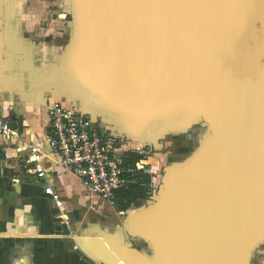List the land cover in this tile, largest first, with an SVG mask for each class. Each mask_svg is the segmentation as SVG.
Wrapping results in <instances>:
<instances>
[{
	"label": "water",
	"instance_id": "water-1",
	"mask_svg": "<svg viewBox=\"0 0 264 264\" xmlns=\"http://www.w3.org/2000/svg\"><path fill=\"white\" fill-rule=\"evenodd\" d=\"M127 1L135 4L129 18L120 11L129 6L121 0H109L110 11L104 0L76 1L78 20L95 21L86 32L80 24L86 45L76 52L119 59L109 72L108 106L120 118L126 109L137 115L121 135L145 143L146 124L165 131L175 124L153 121L182 123L200 106L213 131L161 187L164 205L141 211L129 231L143 229L161 247L159 264H249L255 242V248L264 242V0ZM103 29L116 31L104 35ZM87 39L95 46L87 48ZM103 103H93V116L105 110ZM120 243L109 242L104 262L117 264V253L129 264L154 263Z\"/></svg>",
	"mask_w": 264,
	"mask_h": 264
},
{
	"label": "crops",
	"instance_id": "crops-1",
	"mask_svg": "<svg viewBox=\"0 0 264 264\" xmlns=\"http://www.w3.org/2000/svg\"><path fill=\"white\" fill-rule=\"evenodd\" d=\"M76 1L0 0V101L18 131V139L0 138V264H103L101 257L110 255L109 242L123 238L116 221L124 212L59 166L47 141L52 106L95 109L90 100L81 101L84 93L76 88L80 75H87L93 86L94 74L86 66L76 67L80 61L74 56L86 45L80 40V24L86 32L95 21L78 20ZM91 41L86 40L87 48L95 46ZM80 53L77 58L84 55L90 61L92 56ZM124 139L123 151L139 143ZM23 143L40 149L45 178L28 173L36 165ZM48 186L60 195L62 209L46 194ZM132 246L140 251L137 243Z\"/></svg>",
	"mask_w": 264,
	"mask_h": 264
},
{
	"label": "rangeland",
	"instance_id": "rangeland-1",
	"mask_svg": "<svg viewBox=\"0 0 264 264\" xmlns=\"http://www.w3.org/2000/svg\"><path fill=\"white\" fill-rule=\"evenodd\" d=\"M79 1H83V0H79ZM85 1L88 4H90L89 3L90 0H85ZM111 1L112 0H110V2ZM121 1L126 2L129 5L128 7L125 8V10H123L122 8L120 10L124 18H129L127 16L131 15V12H133L131 10L133 9L135 4H132L131 1L128 2L127 0H121ZM110 2L109 0L104 1L103 6L107 11H110L109 10L111 6ZM102 7L100 8L101 11H102ZM119 8L120 7L113 6V9H119ZM91 9L87 11L89 14L90 13L93 14V11L91 12ZM66 10L67 9L65 8L64 13H66ZM114 31L116 30L112 29L111 31H108V33H105L103 29L102 34L108 35L110 33H113ZM79 52L78 53L76 52L74 56L78 57ZM77 57L76 59H79L80 63L78 64L75 63L76 67H79L81 69L83 66L87 65V67L91 69L89 75L93 73L94 74L93 79L95 81L92 83L93 86L95 84V86L92 88V86H90L86 81L88 79L87 75L86 76L80 75L78 78L80 82L79 84L76 85L77 89H80V91H78L77 93L82 95L84 92L81 89L85 88L86 93L92 99V101L90 102H93L94 104L97 102H104L103 104H101V106H103L105 110L102 111L100 109L95 117L92 114L93 109L81 110L78 107H73L71 105H67L64 103H57V104H62L69 108H75L78 112H81L82 114L84 113L85 116H88L92 119V121L96 124V126L100 130H104L106 133H111V134L125 133L126 127H129L134 123H136L137 115L132 117L131 111L126 109L125 110L126 116L123 115L122 118H120L118 116L119 113H117L110 106H108L109 104L108 97L110 93V90L108 89L112 87V82H113L112 80L113 76L110 75L114 73V71L112 72L113 68L116 69V67H118L116 66L118 65L119 62L118 57L114 53H104V54L102 53L101 56L97 55L96 53L89 62H87V58L86 56L84 57V55H80L79 58ZM262 62L264 63V56L262 58ZM83 96L85 95L83 94L81 96V101H86L85 97ZM86 102L88 103L89 100H87ZM90 102L88 104H93ZM51 109L52 108L49 109V126H50ZM109 113L110 114L114 113V114L113 116H110ZM190 117L191 116L186 118L182 123L181 122L176 123L175 127L172 128L167 127V130L165 131L157 129L158 127L161 126H155L154 124L151 123L146 124V126L141 130L142 133L141 137L145 139L146 143H141V142L132 143L130 147L134 148V150H131L126 153L127 156L129 153L144 155L146 157V160L142 162L143 163L142 166L145 167L144 171L146 173L154 175V180H152V187H151L149 199L147 201L141 202L140 204L134 205L128 212H124L118 215L119 218L118 221L116 222H119L121 224L122 232H120V235L123 236V238L127 241V243H131L132 245L137 243L140 247L138 248L141 251L139 252L144 257H146L147 260L151 262L153 261L155 264H159L162 261L165 252L155 242H152L150 239L146 238L149 236L143 237L141 235H138V232L129 231V226L133 225L134 223L133 218L135 219L136 216L139 217L141 211L144 210L147 212H151L164 205L166 199L161 196V190H162L161 187H163V185H166L168 183L170 175L174 173L180 167L181 164L184 163L186 165L190 163V161H192L196 157V154L199 153V151L203 148L204 145H206L207 141L213 135V131L211 129L210 123L207 122L205 119H203L201 114L196 113L191 118ZM155 124H158V122H156ZM134 133H137V131H134ZM146 133L150 135L149 138L147 137ZM155 137H158L159 140L161 141L163 140V142L159 144L158 148L156 146L153 147V145H156L157 142L159 141L156 139L154 140L153 138ZM150 144L151 146H149ZM145 145H148L149 147H145ZM150 158L152 159L151 161L149 160ZM147 161H150L149 166H147L146 164L144 165V163H146ZM124 239L122 240V242L125 241ZM258 242L259 241H256L255 244H257ZM255 244L252 250L253 251L252 255L250 256L249 264L263 263L264 245L262 244H264V242L260 244V248H258L259 246L255 248ZM104 263L109 264L110 263L109 259H107Z\"/></svg>",
	"mask_w": 264,
	"mask_h": 264
},
{
	"label": "built area",
	"instance_id": "built-area-1",
	"mask_svg": "<svg viewBox=\"0 0 264 264\" xmlns=\"http://www.w3.org/2000/svg\"><path fill=\"white\" fill-rule=\"evenodd\" d=\"M51 108L47 141L58 165L78 176L86 189L115 207V193L133 183L136 173L145 168L140 166L143 161L136 164L137 169L127 166V151H123L126 141L120 134L100 130L90 117L75 108L62 104H55ZM0 138L18 139L17 129L4 116L1 101ZM23 146L36 165L29 168L28 173L36 174L39 179L45 178L40 149L28 143H23ZM45 192L59 209L63 208L60 195L52 187H46Z\"/></svg>",
	"mask_w": 264,
	"mask_h": 264
},
{
	"label": "trees",
	"instance_id": "trees-1",
	"mask_svg": "<svg viewBox=\"0 0 264 264\" xmlns=\"http://www.w3.org/2000/svg\"><path fill=\"white\" fill-rule=\"evenodd\" d=\"M131 135L133 136L134 139L140 138L138 133H131ZM153 139L159 140L158 137H155ZM162 142L163 140L162 141L159 140L156 145H153V147L156 146L158 148L159 144ZM149 146L145 145V147H149ZM145 160L146 157L144 155L129 153L128 158L126 159V165L131 166L134 169H137L136 164ZM152 180H154V175L146 173L144 170L137 172L136 175L133 177L132 184H130L127 188L119 190L115 193V198H116L115 207H114L115 211H117L118 213L127 212L134 205L147 201L150 197ZM115 243H117L118 245L121 244L120 242L117 241ZM258 248H260V246ZM101 258H103V256Z\"/></svg>",
	"mask_w": 264,
	"mask_h": 264
},
{
	"label": "bare ground",
	"instance_id": "bare-ground-1",
	"mask_svg": "<svg viewBox=\"0 0 264 264\" xmlns=\"http://www.w3.org/2000/svg\"><path fill=\"white\" fill-rule=\"evenodd\" d=\"M105 1V0H104ZM139 8H142L143 7V3H140L139 4ZM129 77H130V75H129ZM128 85V84H127ZM130 85V84H129ZM126 87V86H125ZM124 89V88H123ZM196 113H199V114H201L202 116H205L204 115V113H203V110H202V107L200 106V107H196V109H195V111H192V112H190L189 114H187L186 116H185V118L184 119H186V118H188L189 116H193L194 114H196ZM133 117V116H132ZM190 117V118H191ZM156 122H158V124H161V125H176V123L178 122V119H176V120H170V121H160V120H154L153 121V123H156ZM143 164H141L140 166H141V168L143 167L142 166ZM144 165H145V163H144ZM166 199V198H165ZM137 232L139 233V235H141V236H143V237H145V236H149L148 235V233H146L143 229H137ZM118 258V261H117V264H129L128 262H126V261H124L123 259H121L120 257H117Z\"/></svg>",
	"mask_w": 264,
	"mask_h": 264
}]
</instances>
